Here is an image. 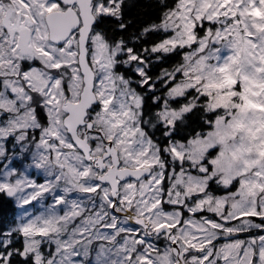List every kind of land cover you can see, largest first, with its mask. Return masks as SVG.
I'll list each match as a JSON object with an SVG mask.
<instances>
[{
  "label": "snow or ice",
  "instance_id": "snow-or-ice-1",
  "mask_svg": "<svg viewBox=\"0 0 264 264\" xmlns=\"http://www.w3.org/2000/svg\"><path fill=\"white\" fill-rule=\"evenodd\" d=\"M0 264H264V0H0Z\"/></svg>",
  "mask_w": 264,
  "mask_h": 264
}]
</instances>
